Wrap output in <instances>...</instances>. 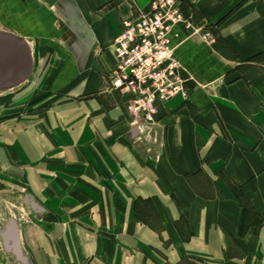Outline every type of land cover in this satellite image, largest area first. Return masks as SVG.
Masks as SVG:
<instances>
[{
  "label": "crops",
  "instance_id": "1",
  "mask_svg": "<svg viewBox=\"0 0 264 264\" xmlns=\"http://www.w3.org/2000/svg\"><path fill=\"white\" fill-rule=\"evenodd\" d=\"M151 2L0 0L34 55L0 94V212L28 264H264V0H178L187 97L139 134L108 75Z\"/></svg>",
  "mask_w": 264,
  "mask_h": 264
},
{
  "label": "built area",
  "instance_id": "2",
  "mask_svg": "<svg viewBox=\"0 0 264 264\" xmlns=\"http://www.w3.org/2000/svg\"><path fill=\"white\" fill-rule=\"evenodd\" d=\"M177 24L190 25L178 0H152L148 11L123 19L111 43L116 65L108 75L110 90L125 98L130 123L139 134L154 129L167 101L187 97L182 65L169 39ZM199 38L210 42L212 35L200 33Z\"/></svg>",
  "mask_w": 264,
  "mask_h": 264
},
{
  "label": "water",
  "instance_id": "3",
  "mask_svg": "<svg viewBox=\"0 0 264 264\" xmlns=\"http://www.w3.org/2000/svg\"><path fill=\"white\" fill-rule=\"evenodd\" d=\"M33 68V54L28 41L9 29H0V89L20 86L30 76ZM7 247L23 264H28L22 256L17 237L16 224L10 221L3 232ZM11 241V244L8 241Z\"/></svg>",
  "mask_w": 264,
  "mask_h": 264
},
{
  "label": "rangeland",
  "instance_id": "4",
  "mask_svg": "<svg viewBox=\"0 0 264 264\" xmlns=\"http://www.w3.org/2000/svg\"><path fill=\"white\" fill-rule=\"evenodd\" d=\"M5 28L7 29V27L0 26V29H5ZM26 40L29 42V44L31 46L32 54H33L32 44L28 39H26ZM33 69H34V64H33ZM10 91H12V89H0V94L1 93H3V94L4 93H10ZM13 214H16V215L18 214V211L16 208H12V209L11 208H7V209L5 208L0 212V246L3 250L5 248V245H7V242L4 240V237H3V232L6 231L7 224L11 220L14 221V223H15V220H14L15 218L12 219ZM8 243L11 244V241L9 240ZM6 255H10L12 257L11 264H23L21 261H19V259L15 256V254L13 252H9V254L7 253Z\"/></svg>",
  "mask_w": 264,
  "mask_h": 264
},
{
  "label": "bare ground",
  "instance_id": "5",
  "mask_svg": "<svg viewBox=\"0 0 264 264\" xmlns=\"http://www.w3.org/2000/svg\"><path fill=\"white\" fill-rule=\"evenodd\" d=\"M28 46H29V44H28ZM29 48H30V46H29ZM31 50V49H30Z\"/></svg>",
  "mask_w": 264,
  "mask_h": 264
}]
</instances>
